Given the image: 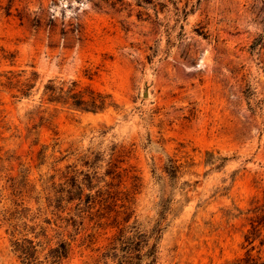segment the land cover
<instances>
[{
  "label": "rangeland",
  "instance_id": "374dc122",
  "mask_svg": "<svg viewBox=\"0 0 264 264\" xmlns=\"http://www.w3.org/2000/svg\"><path fill=\"white\" fill-rule=\"evenodd\" d=\"M255 207L264 0H0V264L261 263Z\"/></svg>",
  "mask_w": 264,
  "mask_h": 264
},
{
  "label": "trees",
  "instance_id": "16d2710c",
  "mask_svg": "<svg viewBox=\"0 0 264 264\" xmlns=\"http://www.w3.org/2000/svg\"><path fill=\"white\" fill-rule=\"evenodd\" d=\"M116 1H121V0H116ZM23 94H24V91H23ZM68 94H69L68 99L70 100L69 106L72 108H75V109H85V108H83V106L87 105V104H89V106H91V108H94V110L103 109L105 104H106V99L108 98V96L96 95V96H92L90 98V100L86 102L82 99V97L80 96L79 93L68 92ZM49 98H51L50 95H49ZM49 102H52V100L49 99ZM253 213L255 214V216H254L255 220L252 221V224H251L252 232H250L248 236H245V241L248 242V245H252L253 241L258 237V235H259V233H258L259 228L258 227L259 226L264 227V209H261L259 207H255ZM253 223H256V226L253 225ZM250 261L252 262V260H250ZM247 264H249V263H247ZM252 264H264V262L257 263L255 261Z\"/></svg>",
  "mask_w": 264,
  "mask_h": 264
}]
</instances>
